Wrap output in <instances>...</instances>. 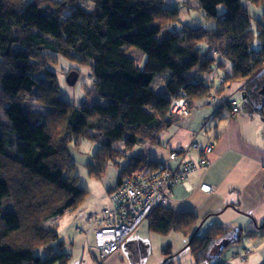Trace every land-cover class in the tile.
<instances>
[{
    "label": "trees",
    "instance_id": "obj_1",
    "mask_svg": "<svg viewBox=\"0 0 264 264\" xmlns=\"http://www.w3.org/2000/svg\"><path fill=\"white\" fill-rule=\"evenodd\" d=\"M91 1L87 9L79 0H0V222L7 200L18 196L27 202L16 200L21 201L15 209L18 222L0 223V250H15L17 264H66L70 258L57 223L41 222L75 209L88 192L78 184L71 141L99 143L94 162L88 163L89 174L96 177L108 162L120 165L118 145L146 147L121 166L113 192L138 170L149 172L164 161L170 166L172 151L194 149L198 141L192 139L187 148H171L167 159L155 160L146 145L192 113L204 109L212 118L222 108L232 109L230 96L219 94L233 83L264 116V96L258 93L264 83V0H198L203 20L214 23L209 27H178L179 6L167 0ZM252 4L260 15L250 12ZM59 55L90 67L88 93L104 102L73 105L60 96L54 70ZM158 76L163 92L152 85ZM173 96L186 99L187 115L170 112ZM17 122L35 128V139H20ZM15 168L22 174L11 173ZM39 190L61 196L51 203L49 196H35ZM148 223L158 234L176 230L189 237L186 248L194 264L212 261L208 251L215 244L219 258L229 245L239 244L242 258L250 251L242 237L252 230L214 224L200 235L194 211L166 202L153 210ZM162 250V264H167L171 244Z\"/></svg>",
    "mask_w": 264,
    "mask_h": 264
},
{
    "label": "crops",
    "instance_id": "obj_2",
    "mask_svg": "<svg viewBox=\"0 0 264 264\" xmlns=\"http://www.w3.org/2000/svg\"><path fill=\"white\" fill-rule=\"evenodd\" d=\"M258 93L264 96L259 91ZM244 100L246 104L242 102L236 112L226 107L222 108L218 117L209 118L205 114L206 118L200 125L196 117H190L184 123L173 124L158 134L156 142L158 145L165 144L169 150L187 148L192 139L198 141L201 147L208 143L214 146L207 154L208 165L194 169L185 185H175L172 188L173 196L166 201L175 208L194 211L202 223L212 222V225L220 224L225 227L241 226L244 230L253 231V234L248 232L242 237V244L250 249L244 261L239 260L242 259L241 256L238 260L232 258L233 253L244 250L238 244L229 245L221 259L218 255L215 256L213 264H264V116L250 106L246 95ZM156 147L148 148L149 157L152 156L150 151L157 152ZM200 152V148L190 149L187 157L198 160ZM167 158L168 154L164 159ZM202 182L211 184L213 190L204 191L200 186ZM143 223L105 264L135 263L130 260L129 254V250L135 245H129L138 237ZM95 252L97 251L94 254ZM184 256L177 255L175 260L178 264ZM148 258L151 260L153 256ZM86 259L88 262V258ZM85 262L83 259L80 264H86ZM159 262L160 259L154 264ZM139 264L152 263L146 259V262Z\"/></svg>",
    "mask_w": 264,
    "mask_h": 264
},
{
    "label": "rangeland",
    "instance_id": "obj_3",
    "mask_svg": "<svg viewBox=\"0 0 264 264\" xmlns=\"http://www.w3.org/2000/svg\"><path fill=\"white\" fill-rule=\"evenodd\" d=\"M170 4H175L179 6V16L181 23H177V26H183V24L193 25V26H201V27H209L213 26L214 23L206 22L203 20V16L201 12L197 9L198 0H186L188 2H183L177 0H167ZM185 1V0H184ZM79 3L83 5L87 9H91L93 7V2L91 0H79ZM250 3H248L249 5ZM256 5L252 4L250 6V12L253 15H260V9H256ZM260 11V12H259ZM259 12V13H258ZM145 56L142 58L144 61ZM54 70L56 71V78L59 84V94L60 96L67 102L72 103L73 105H78L83 103L91 104L94 101L104 102V99L98 95L92 94L88 90L93 86V78L90 73V67L87 64H80L76 61L68 59L63 55H59L57 65L54 66ZM71 70L78 71V79L74 84H70L67 81V74ZM220 73H223V70H219ZM45 73L41 72L37 74L38 76H43ZM163 78L161 76L155 77L153 81V88L157 91L163 92L165 87L163 86ZM238 83H233L231 86L227 87L223 91L220 92V97L224 98V96H230V100H236L240 105L242 102L246 104V101L243 98V93L239 88ZM171 100V99H170ZM43 107V106H41ZM44 109V107H43ZM198 118V124L203 123V119H205V112L203 110L192 113L191 118ZM205 117V118H204ZM188 120V119H187ZM23 123V122H22ZM184 123V122H183ZM183 125V124H181ZM14 128L16 129L20 139L33 140L36 136V129L30 127L27 123L20 124L19 122L15 123ZM162 130L159 132L161 133ZM158 133V134H159ZM167 136V133L165 134ZM167 138V137H166ZM150 144L147 147V150L150 146H157L155 151H150V158L155 160H163L165 156L168 154V147L165 144L158 145L154 139L149 141ZM99 143L93 140H89L87 138L82 139L78 143L75 141H71L69 144L70 156L71 160L75 164L76 175L78 176V184L86 189L88 192L85 194L84 198L78 202L77 207L73 210H68L65 213L50 217L47 221H42L43 225L54 226L57 223V230L59 233V237L64 241V248L68 252L71 251L70 258L66 264H80L83 259L86 261V264H99L98 259L100 253L95 252L97 258L96 262L94 261L93 253L97 251L95 249L91 250L89 246H95L96 236L95 230L93 228H89L87 224V216L90 214L93 217L100 216L102 210L107 207L113 206L112 195L113 192L110 190L113 189L117 185L119 170L122 165L125 164L127 159L133 155L134 152L141 151L146 152L145 148L139 149L140 146H136L135 148L126 149L123 145H118L120 150V155H122L120 159V165L115 164L113 162H108L105 168V172L102 176L96 177L92 176L88 172V163L94 162V154L98 148ZM170 166H174L176 161L170 160ZM16 172L21 175L22 171L15 168L11 173ZM36 197H41V199L52 198L51 203H54L56 199H58L61 194L55 192H49V190H39L35 193ZM43 196H45L43 198ZM21 200L18 196L12 200H7L5 203V217L2 220L3 224L10 225L18 222L19 216L15 211L18 205H21V201L25 204L27 203L25 200H21L19 204H16V200ZM25 199L28 200L27 196ZM27 205V204H26ZM148 220V218H147ZM0 222V223H2ZM144 222V223H143ZM141 229H139V235L136 239L132 240L129 246H134V248L129 250L130 260H133L134 264H139L151 261L152 264L159 261V264H162L164 260L163 246H166L167 243H171V250L173 252V256H169L167 264H178L175 258L178 254L184 256L182 262L180 264H193V255L186 248L185 243L188 242L189 237H185L179 231L171 230L166 234H158L149 228V223L146 220L140 221ZM212 222H203L199 221V231L200 235H203L206 229ZM138 225V226H139ZM137 226V228H138ZM7 227V226H6ZM96 225L94 226V228ZM136 228V229H137ZM134 229L131 233L135 232ZM7 230V228L5 229ZM129 235V236H130ZM219 244H215L211 249H209V256L211 258H215L214 256L218 254ZM118 252V250L116 251ZM114 252V253H116ZM113 252L102 261V264L106 263V260L114 254ZM92 255V256H91ZM153 256V258H148ZM93 257V258H92ZM238 254L233 253L232 258L238 260ZM246 256L239 260L244 261ZM88 258V262L87 259ZM221 259V258H220ZM140 260V262H139ZM138 261V262H137ZM213 261H209L207 264H213ZM19 262L17 257V252L15 250H0V264H17ZM150 263V262H149ZM219 263V262H218ZM58 264V263H55ZM206 264V263H202Z\"/></svg>",
    "mask_w": 264,
    "mask_h": 264
},
{
    "label": "built area",
    "instance_id": "obj_4",
    "mask_svg": "<svg viewBox=\"0 0 264 264\" xmlns=\"http://www.w3.org/2000/svg\"><path fill=\"white\" fill-rule=\"evenodd\" d=\"M170 112L177 115H187L189 106L184 97L173 96L170 100ZM232 112L239 110L236 100H232ZM192 146L198 149V143ZM213 144L208 143L201 149L198 160L187 157V151L178 153L172 151L169 160H177L174 167L167 161L158 164L149 172L138 170L133 176L125 177L123 182L113 191V206L102 210L100 216H87L89 228L95 230V246H89L100 253L98 262L102 264L111 252L120 249L130 233L137 228L140 221L147 220L153 210L172 196V188L177 184H186L190 173L198 167H206L209 163L207 154L213 150ZM204 191H212L209 183L200 184ZM96 227L94 228V226ZM140 226V225H139ZM138 226V227H139ZM94 261L97 256L93 253Z\"/></svg>",
    "mask_w": 264,
    "mask_h": 264
},
{
    "label": "water",
    "instance_id": "obj_5",
    "mask_svg": "<svg viewBox=\"0 0 264 264\" xmlns=\"http://www.w3.org/2000/svg\"><path fill=\"white\" fill-rule=\"evenodd\" d=\"M78 71L77 70H71L68 74H67V81L70 83V84H74L77 79H78ZM259 92L264 94V83L263 85L261 86V88L259 89ZM243 98H245V95L243 94ZM198 230V228L196 229V231Z\"/></svg>",
    "mask_w": 264,
    "mask_h": 264
},
{
    "label": "bare ground",
    "instance_id": "obj_6",
    "mask_svg": "<svg viewBox=\"0 0 264 264\" xmlns=\"http://www.w3.org/2000/svg\"><path fill=\"white\" fill-rule=\"evenodd\" d=\"M156 209V208H155Z\"/></svg>",
    "mask_w": 264,
    "mask_h": 264
}]
</instances>
